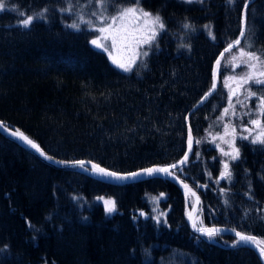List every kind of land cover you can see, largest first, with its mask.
Wrapping results in <instances>:
<instances>
[{
  "label": "trees",
  "instance_id": "16d2710c",
  "mask_svg": "<svg viewBox=\"0 0 264 264\" xmlns=\"http://www.w3.org/2000/svg\"><path fill=\"white\" fill-rule=\"evenodd\" d=\"M89 1L5 0L0 121L53 157L88 159L115 171L178 160L188 126L191 150L172 171L193 187L208 185L197 191L194 225H226L264 241V144L236 139L239 156L217 180L219 159L204 137L222 124V76L243 68H232L227 53L241 56L243 48L264 60V0L244 8L245 35L222 55L214 91L187 116L212 83L217 54L238 37L247 0H111L110 10L137 5L164 24L128 71L91 43L87 29L65 25L69 11L61 9ZM41 12L44 18L28 28L20 25V13ZM248 90L264 97V85L251 82ZM253 104L250 96L246 109ZM247 111L238 122H247ZM258 118L264 125L261 111ZM99 196L115 209L106 212ZM192 199L188 193V206ZM150 207H158L159 220ZM184 212L180 188L169 180L103 182L54 167L0 135V264H262L231 235L194 233Z\"/></svg>",
  "mask_w": 264,
  "mask_h": 264
},
{
  "label": "rangeland",
  "instance_id": "374dc122",
  "mask_svg": "<svg viewBox=\"0 0 264 264\" xmlns=\"http://www.w3.org/2000/svg\"><path fill=\"white\" fill-rule=\"evenodd\" d=\"M124 8H136L137 11L135 14L120 19V10ZM141 10L150 13L137 5L117 7L112 10L106 7L105 10V7H102L99 1H89L77 10L64 12V19L67 20L65 22L66 26L75 22L79 25L78 29H87L88 32L92 34L91 41L94 39L99 41L102 46L98 48L106 53L111 62L116 61L113 63L117 66L119 64H125L126 66L130 65V69L137 60L144 56V53L149 52L161 31V29L157 27L155 30V38L148 43L144 42L148 36L152 35L153 26L151 23L146 24L145 19L141 16ZM93 12L96 13L95 16L92 15ZM102 17L106 19H102ZM112 17H117L115 22H113ZM81 18L86 22L82 23ZM109 25H111V28H109ZM101 27L108 30L100 32L99 29ZM224 60H229V62L233 64L232 68L234 69L236 65H242L243 68L239 73H229L222 76L221 83L226 91L225 104L220 110L222 124L218 131L206 133L204 136L205 140L215 149L217 158L219 159V171L216 175L217 180L226 177L229 162L233 160L232 157L235 154V140L248 137L246 140L252 141V139L262 131L261 126H254L250 123L253 119L259 121L258 113L261 111L259 108L260 98L256 95L252 96L254 97V104L249 109H246L250 97L248 95V85L251 81L247 84H243L241 77L254 71L248 67L247 63L242 62L247 61L248 57H241L238 52H228ZM251 63H256V61H251ZM258 70H264V68L258 67ZM225 109L228 110L226 114ZM247 110L250 111V116L247 117L246 120L247 122L244 124L238 122V119L248 112ZM224 153H229V155H225ZM225 164H227V169L225 168ZM96 200L105 208L104 201L109 199L99 196ZM157 208L158 207H150V214L156 221L159 220L155 212ZM138 214L140 216L146 215L142 211H139Z\"/></svg>",
  "mask_w": 264,
  "mask_h": 264
},
{
  "label": "water",
  "instance_id": "95a60500",
  "mask_svg": "<svg viewBox=\"0 0 264 264\" xmlns=\"http://www.w3.org/2000/svg\"><path fill=\"white\" fill-rule=\"evenodd\" d=\"M251 0H247L244 4L243 7L241 8L240 11V21H241V28H240V32L238 37L234 40H239L241 41L242 39V35H241V31L244 32V8H245V4L249 3ZM234 41L228 43L227 45H225L217 54L213 64H212V83L210 85V87L207 89V91H205L203 93V95L193 104V106L188 110L186 116L193 110L195 109L199 104H201L215 89L216 84H217V69L219 67V64H217V61L220 62V59L222 57V53H225V49L228 48V45L233 43ZM237 46V45H236ZM236 46H234L233 48H235ZM232 48V49H233ZM231 50V49H230ZM214 71H215V75H214ZM213 84H215V87H213ZM207 94V95H206ZM186 116H185V122H186ZM0 124L3 125V127H0V135H2L3 137L12 140L13 142L17 143L19 146L23 147L24 149L28 150L29 152H31L32 154H34L37 158L41 159L42 161L57 167V168H61V169H67V170H73V171H78L81 173H84L90 177L96 178L98 180H101L103 182H107V183H125V182H131V181H137V180H142V179H146V178H150V177H161L164 178L166 180L171 181L172 183H174L175 185H177L180 188V191L183 195L184 198V215H185V221L187 223V225L189 226V228L196 234L198 235H202L205 234L202 231H199L198 229H202V228H214L217 229V232L220 233H224L227 235H231L232 237L236 238L235 233L236 232H241L244 233L243 231L237 230L235 228L226 226V225H220V224H214V225H205V226H196L194 227V223H193V216H194V212L196 210V207L198 205V201H199V195L197 193L198 190L203 191L205 190V188L208 186L206 183H197L196 187L191 186L189 183L183 181L181 179V177L176 173L173 172L172 169L178 167L179 165H181V161H185L186 158V154L187 157L189 155V152L191 150V146H192V136L190 133V130L187 126V134H186V147H185V151L182 154V156L170 163V164H151L148 166H144V167H140L134 170H130V171H115V170H111L109 168H106L104 166H101L93 161H90L88 159H60V158H56L53 157L51 155H49L48 153H46L42 148V150L44 151L45 155L42 156L40 155L39 152H37L35 149H32L29 145H27L26 143H24L22 140H20L19 138H17L16 136L11 135L10 133L13 131L18 130L17 128L5 124L3 122L0 121ZM20 132H22L24 135L28 136L27 134H25L23 131L19 130ZM29 137V136H28ZM30 138V137H29ZM31 139V138H30ZM33 140V139H31ZM189 140H191V145H189ZM34 141V140H33ZM35 142V141H34ZM36 143V142H35ZM37 144V143H36ZM46 157H51V159H48ZM79 162H83V166H81V164ZM93 165H98L100 168L105 169L108 172H114L116 173L118 176L120 177H125L124 179H117L116 177L113 176H106L103 175L102 173L97 172L94 168ZM172 165H175V167H171ZM149 168H168L169 172L172 173L171 175H169L168 173H162V172H154L151 175L147 174L144 170L145 169H149ZM177 171H179V168H177ZM131 173H138V175L136 176H132L130 175ZM185 185H187V187H185ZM190 193L193 197L192 199V203L190 206L187 205L186 202V196L187 194ZM246 234V233H244ZM248 235V234H246ZM244 244V243H242ZM246 246H248L249 248H251L255 254L257 255L258 259L260 260V262L262 264H264V257H262L260 255L259 249L254 245V244H244Z\"/></svg>",
  "mask_w": 264,
  "mask_h": 264
},
{
  "label": "snow or ice",
  "instance_id": "6c2138e0",
  "mask_svg": "<svg viewBox=\"0 0 264 264\" xmlns=\"http://www.w3.org/2000/svg\"><path fill=\"white\" fill-rule=\"evenodd\" d=\"M90 2H93V0H90ZM111 0H99V3L102 7H105L106 10V5L108 3H110ZM138 2V0H137ZM245 7H247V3L245 4ZM5 9V0H0V11ZM47 9H44L43 12H46ZM61 11H71V8H66V9H61ZM137 11L136 8H124L120 10V19H123L129 15L135 14ZM43 12L41 13H37L36 15H26L24 13H20L21 16H23L24 18L20 20V25L22 27L28 28L31 23L37 19V18H44L43 17ZM93 16L96 15L95 12L92 13ZM141 16L145 19L146 24L147 23H151V25L153 26L152 28V35L148 36L147 39L144 41L145 43L150 42L151 40H153L155 38V34H156V28L159 27V29H163L164 28V24L161 20V18L156 15L153 16L152 14L146 12V11H142L141 10ZM102 19H106L104 17H102ZM117 19V17H112L113 22H115ZM81 22H86L81 18ZM69 27H72L74 29H78L79 25L77 23H73L71 25H68ZM185 27H189V25H185ZM207 27V26H206ZM109 28H111V25H109ZM108 29L101 27L99 29L100 32H105ZM241 35H245V33L243 31H241ZM91 43L93 45H95L96 47H101L102 45L99 43L98 40H92ZM240 41L236 40L233 43L228 45V48L225 49V52L229 51L230 49H232L234 46L239 45ZM144 55H147V53H144ZM223 55V53L221 54ZM247 56L248 60L247 61H242L244 63L248 64V67L250 69H253L254 71L247 73L244 77H241V81L243 84H247L249 83V81L255 83V84H261L264 85V70H258L259 68H264V60L261 59L260 56H257L255 53L252 52H245L243 48H241V57ZM235 59V57H234ZM251 61H256V63H251ZM114 63L116 61H113ZM217 64H219V61H217ZM119 67L123 68L125 71L129 70L130 65L126 66L125 64H119ZM258 70V71H257ZM214 75H215V71H214ZM213 87H215V84H213ZM207 95V94H206ZM249 96H255L256 94L254 92L249 91L248 92ZM259 108L262 112V114H264V97L260 98V105ZM227 109H225V114L227 113ZM250 123L254 126H261L262 129H264V125H261L260 121L258 120H251ZM0 127H3L2 124H0ZM13 136H16L17 138H19L20 140H22L24 143H26L27 145H29L32 149H35L37 152L40 153V155L44 156L45 153L44 151L41 149V147L36 144L33 140H31L28 136L24 135L22 132H20L19 130L13 131L10 133ZM245 139H247L248 137H244ZM252 143H261L264 144V130H262L255 138L252 139ZM189 145H191V140H189ZM234 155H233V159L238 158L239 156V150L238 149H234ZM225 155H229V153H224ZM48 159H51V157H46ZM185 158H187V154L185 156ZM81 164V166H83V162H79ZM181 163H183V161H181ZM171 167H175V165H172ZM93 168L99 172L102 173L103 175L106 176H113L116 177L117 179H124L125 177H120L118 176L116 173L114 172H108L103 168H100L98 165H93ZM225 168L227 169V164H225ZM147 174L151 175L154 172H162V173H168L169 175H171L172 173L169 172L168 168H149V169H145L144 170ZM130 175L132 176H136L138 175V173H131ZM223 175V174H222ZM185 187H187V185H185ZM105 204V209L106 212H112L115 209V203L114 201L111 200H105L104 201ZM195 227V225H194ZM199 231L204 232L206 235H208L209 237H212L216 234V232L218 231L217 229L214 228H202V229H198ZM236 240L234 241V245L236 244H240V243H244V244H254L260 252V255L262 257H264V241H257L255 237L250 236V235H246L244 233L241 232H236Z\"/></svg>",
  "mask_w": 264,
  "mask_h": 264
}]
</instances>
